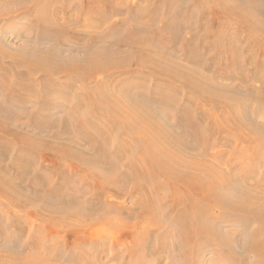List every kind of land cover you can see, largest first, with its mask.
Segmentation results:
<instances>
[{
	"label": "bare ground",
	"instance_id": "bare-ground-1",
	"mask_svg": "<svg viewBox=\"0 0 264 264\" xmlns=\"http://www.w3.org/2000/svg\"><path fill=\"white\" fill-rule=\"evenodd\" d=\"M50 1L14 0L12 3L22 8L20 10L32 9L36 17L44 23L45 32L40 38L48 35L53 37L55 46L42 48L34 44L25 48V45L21 50L10 52L3 49L1 45L3 43L0 44V57L12 62L5 66L0 60V95L5 93L3 97L6 101L15 95L32 96L38 93L39 88L36 84L32 85L31 78L38 76L43 78L41 79L44 87L41 91L43 104L49 102L44 109L46 115L42 120L34 119L32 123L25 121L20 123L12 112L0 106V144L8 143V140L16 141L20 146L18 157L24 159L22 164L12 163V168H15L17 173L14 178L5 171L3 162L0 163V197L17 208L24 209L32 205L29 209L32 211L30 217L36 218L43 228L57 225L66 227L71 233L80 231L87 233L96 247L98 243L94 240L98 237L99 230L90 229L86 232L85 229L99 223L109 224L113 228L126 227L125 223L110 220L107 214L98 215V212L102 211L104 199H108L109 203L106 212L130 219L132 216L128 213L130 211L125 210L120 199L131 196V208L141 210L139 215L142 221H135L136 230L128 229L132 244L127 248L129 258H122L127 264H162L164 253L168 254L172 264H264V171L262 170L261 178L256 181L254 174L256 169L250 170L233 161L230 163L229 150L225 152L229 154L225 160L226 158H223L225 149L215 151L213 158H205L209 150H206V153L204 151L209 143L200 131L201 123H204L208 125L209 137L219 135L221 139L220 134L223 133L226 143L218 141L220 146L232 148L234 142L236 146L241 144L236 160L244 158L242 155L245 153L248 160L256 161L264 169V123L254 121L253 115L256 110L255 103L261 105L264 110L262 91L264 78L257 77L258 71L255 70L261 65L264 68V61H258L259 57L264 58V0H197L194 5L199 9L197 13L202 19L200 25L203 27L202 37H197L195 31L198 25L193 24L192 19V23L190 21L187 24V21V25L183 24L186 27L190 26L189 29L193 31L188 42L189 54L187 53L184 60L195 67L194 69L181 66L170 57L176 54L180 45V42L177 44V32H174L176 25H172L173 16L177 14L176 0H150L152 6L158 2L161 9L166 11L159 34L151 31L150 21H146L148 17L144 18L146 14L143 11L144 7L136 0L138 6L133 10L139 25L127 29L128 31H125L123 37L119 36L117 41H110L113 38L109 41L101 38L99 29L100 26L101 28L104 26L103 20L120 11L123 1L115 4L113 0H80L77 2L75 14L72 10L82 22V28L76 33L88 37L86 52L80 55L76 54L79 53L78 49L72 52L70 48H66L71 47V44L68 45L69 40L65 36L73 35L66 26L64 27L67 22L62 26L54 20L57 27L52 26L51 22L49 25L45 23L47 18L43 8L49 5ZM82 2L84 7L81 5ZM68 7L66 4L62 9L64 13H68ZM58 9L59 7H53L52 15L56 14L55 11ZM192 9L187 15L188 19L196 12L195 8ZM57 16L59 17V14ZM57 16L55 17L58 18ZM155 16H150V20L156 19ZM75 19L76 17L72 20L76 22ZM46 30L50 33L44 36ZM241 42L244 43L249 60L247 61L254 73L251 79L259 82L257 92L251 89V84L243 72H240L243 76L233 72L234 68H240L237 54L242 51L238 44ZM60 46L66 47L62 50L59 49ZM196 48L199 55L202 52L203 55L206 54L205 57L210 58L207 70L211 71L212 75L223 80L240 76L236 78L245 86L235 89L209 81L197 71L200 67L204 69L207 64L204 65V60L198 58ZM220 57L222 59L225 57L227 63L224 64L221 59L223 64H219ZM132 62L136 64L137 73L133 72L129 65ZM140 71H143L145 77H140ZM11 72H16L29 81L10 80V76L8 78L7 75H11ZM119 73L120 78L124 80L142 78L144 83L140 88L142 90L145 88L148 92L151 88L148 85L146 87V80L154 78L156 83L150 90L151 96L147 100L146 98L144 100V95L142 99H138L130 92L126 83L116 78V74ZM56 76L68 79L63 83L65 89L54 93L51 88L55 85L53 77ZM160 81L175 87L177 93L182 92L180 89H185L189 93L184 100L194 104L198 121L188 120L184 123L188 111L181 106L179 116L182 123L162 122V113L153 111L154 107L151 106L157 102L164 104L170 99L173 103L174 96L167 91H159L157 86ZM75 83L80 85V95L77 97L76 105H70L66 102L65 96L76 86ZM141 93L143 94V91ZM240 93L243 94L241 96L256 99L255 103L251 104L252 107L238 96ZM174 98L177 100L176 96ZM200 104L214 109L222 108L223 112L221 111L217 118L212 111L200 112ZM66 105L70 107L69 114L63 112ZM81 106L88 108L87 117H82L78 113ZM55 111L63 113L60 121L53 115L54 119H50ZM102 111L109 114V118H106ZM118 135H122L121 138ZM115 136H118L116 143ZM26 151L29 153H25ZM37 151H40L42 156L46 155V152L51 153L52 163L47 165L49 168L46 171L49 170L50 175H55L57 181L54 186L46 188L48 186H44L46 177H37L35 173L27 186L33 189L44 186L45 189L43 193L42 190L32 195L22 187L25 181L18 173L23 169L31 170L33 166V163L30 164L31 156ZM1 154L2 161L9 160L7 149ZM113 158H117L118 162H114ZM119 160L127 162L121 172ZM226 166L228 167L225 171ZM237 166L240 171L245 170L247 176L240 178L236 173ZM48 177L53 178L49 175ZM72 181H75V184H83L85 192L86 188L87 191L90 187L94 189L85 206L81 204L78 193L69 192ZM164 189L167 190V195L160 196L159 193ZM116 200L121 202V207L120 202ZM160 204L162 210L157 208ZM217 210L220 215L214 213ZM164 211L173 212L174 216L169 217ZM160 212H163L165 224L172 230L167 229L163 232L160 230L156 224ZM12 218L15 219L11 225L16 231L15 236L17 238L23 236L26 232L24 222L17 220L15 216ZM225 223L240 230L234 232L225 230L227 228ZM251 224L256 226L254 231L249 228ZM2 233L0 227V264H55L50 253L48 255L39 251L41 242L31 241L29 249L35 248L34 252L24 254L21 246H14V240L4 242L5 237ZM35 233H39L38 227ZM152 238L160 242L158 247L149 244ZM207 254L214 259L209 262L204 260Z\"/></svg>",
	"mask_w": 264,
	"mask_h": 264
},
{
	"label": "rangeland",
	"instance_id": "rangeland-1",
	"mask_svg": "<svg viewBox=\"0 0 264 264\" xmlns=\"http://www.w3.org/2000/svg\"><path fill=\"white\" fill-rule=\"evenodd\" d=\"M3 1L0 0V15H1L0 16V41H3V42H0V44L3 43V44H1L3 46V49H5L6 51L14 52L15 50H21L22 46L25 47V45H26L25 48L32 47V46H34V44H35V46H39L40 45L39 47H42V48H44V47L49 48V47L55 46V43L53 41L54 38L53 37H49V35H48L50 33V31L46 30V34H44V36L48 35L47 37H44L42 39L40 38V36L43 35V32H45L44 25H43L44 23H42V21L36 17V15L34 14L32 9L20 10L22 8L16 7V4L12 3L14 0H7V1H9L8 2L9 4L7 3L6 0H3ZM79 1L80 0H51L49 2V5H46V7L43 8L44 15L47 18L45 20L46 24L49 25V23L51 22L50 24L52 26L57 27V23L54 22V20L58 22V25L60 24L62 26L66 22L69 23V24L66 23L64 25V27L66 26V29H69L73 33V35H71L72 38L70 36H65V37L68 38V39L67 38L66 39L69 40V44L68 45L71 44V47H69V46L68 47L60 46L59 49L62 48V50H63L66 47L68 49L70 48V51H72V52H74L75 50L78 49L77 52H79V53H76L78 55H80V53L83 54V52H86L85 51L86 48H87L86 46H88L87 45L88 37L85 38V36L82 37L81 35L76 33V31H79L82 28V22H80L81 19L78 17L77 14L74 15L75 14V9H76ZM113 1H114L115 4H117L118 2H122L123 1L122 5L120 7V11H118L116 14H114V16H112L113 14L110 15L107 18L108 22H107V20H103L102 26L103 25L104 26H103V28H101V26H100V29H99L101 31V32L99 31V34H100L101 38L103 37L104 39H106L108 41H109L110 38H113L110 41H117L119 39V36L123 37V35L126 33L125 31H128L130 29V27L135 26V25L138 24L137 23L138 20L134 16V11L135 10H133V9H136L137 6H138L136 0H128V1H126V0H113ZM137 1H139V4L141 3L140 6L144 7L143 11H144V13H146L144 18L148 17V18H146V21H150L149 24H151V26H150L151 27V31L155 32L157 34L161 33L160 32L161 31L160 27H162V24H163V21H164L163 18H165V16H166V13H165L166 11L163 8L161 9V6H160V4H158V2L155 3L156 5L153 4V6L156 8V9H154L152 4L150 3V0H137ZM184 1L183 0H176V3H175L176 4L175 7H177L176 10H177L178 16H177V14H176L175 17L173 16V19H172V23L173 24L172 25H176V30L174 32H177V36H178L177 44L180 42L179 43L180 45H179V48H178L179 50L176 52V54L175 55H170V57L172 58V60H175V62L177 64H179L181 66H186L188 68L191 67L192 69H194L195 67H192V65L190 66V64L186 63V61H185L186 57H187L186 55L189 54V49L190 48H189L188 42H190V39L192 37L191 36V32H193V31H191L189 29L190 26L186 27L183 24L187 25L190 21H191L190 23H192V20H193V24L198 25V28L195 31L196 34L198 35L197 37L201 38L202 35H203V27L200 26L201 22H202V19H201V17H199L200 14L197 13L199 9L197 7H195V5H194L197 0H184ZM177 2H179V3H177ZM66 4L69 5L68 13H64V11L62 10V9H64V7H66ZM6 5H8V6L6 7ZM81 5H82V7H84L83 2H82ZM123 5H124V7H123ZM49 6H51V7H49ZM55 6L59 7V9H58L59 12L55 11L56 14H53L54 15L53 16L52 15V8L55 7ZM206 7H208V5H206ZM192 8H195L194 9V11H196L195 14H198V16L194 14L195 16L193 15V16H191L188 19L189 16H187V15H189L190 11L193 10ZM157 9H159V10H157ZM204 9L206 10V8H204ZM70 10H71V12L73 10L74 14H73V12L71 14ZM82 10H83V8H82ZM147 11H148L149 14L147 13ZM49 13H50V15H49ZM144 13H143L142 17L144 16ZM150 13H151V15H150ZM161 13H162V15H161ZM58 14H59V17L57 16ZM64 14H66V15H64ZM71 15L72 16L74 15V16L71 18L70 17ZM146 15H148V16H146ZM155 15H157V16H155ZM55 16H57L58 18H56ZM150 16H152V17L155 16L156 19L157 18L158 19L156 20V19L152 18V20H150L151 19ZM53 17H55V19ZM74 17H76V19H75L76 22L74 20H72ZM198 17H199V20H198ZM81 18H82V15H81ZM48 19H49V21H48ZM184 20H185V22H184ZM62 22H64V23H62ZM155 22H157V23H155ZM186 22H187V24H186ZM119 23H121V24H119ZM190 25H192V24H190ZM183 29H184V31H183ZM115 30H116V32H115ZM188 30H190V31H188ZM74 34H75V36H74ZM178 34L180 36H182V37H180ZM82 40H84V41H82ZM84 42H85L86 45L84 44ZM81 44L83 46H81ZM238 44L240 46V50L242 48V51H240L237 54V58L240 59V60L237 59L238 67H240V68H238V69L234 68L233 72L236 73V74H240L241 76H243V74L246 75L248 81L251 84V86H250L251 89L257 92L259 90L258 87H257L259 85V82H257V81L255 82V80L251 79L253 77L254 73L252 72L253 71L252 67L249 65V62H248L249 60H248L247 53L245 51L244 43L241 42V43H238ZM81 49H83V50H81ZM196 49H197L198 58L200 60H202V59L204 60V65L207 64L204 69H202L200 67V68L197 69V71L200 74L204 75L209 81H212L214 83L218 82L220 84L227 85L228 87L235 88V89H239V88L241 89V87L245 86L244 84H242L240 82V80H238L236 78V77H240V76H234L231 79L223 80V79H220L219 76H215L214 74L212 75L211 71L207 70V68L209 66L208 63L210 61V58L209 57H205L206 54L203 55L202 52H201V55H199L198 48H196ZM123 50H125V49L123 48ZM180 51H181V53H180ZM66 54L67 53H64V55H66ZM0 58H1L0 59L1 62L5 66H9L10 63H12V62H8L3 57H0ZM177 58H178V60H177ZM221 59H222V57H220V59H219L220 60L219 64H221L222 61L224 62V64L227 63V59L225 57H223V59L224 60L226 59V61H224L223 59L221 61ZM260 60L264 61V58H260L259 57L258 61L260 62ZM258 61H257V63H259ZM129 65H131V67H132L131 69L133 70V72H136V73L138 72V69L136 68V64L134 62H132V64H129ZM262 67H263V65H261L260 67L255 69L256 71H258V72H256V76L257 77L261 78L263 76V78H264V68H262ZM236 70H237V72H236ZM259 70H260V72H259ZM142 72L143 71H140V77H143L145 75ZM240 72L241 73L243 72V74H241ZM11 73H12L11 75L10 74L7 75L8 78L10 76V80H13V79H15V80L24 79L20 74H17L16 72H11ZM7 76H6V78H7ZM120 77H121L120 73L116 74V78L118 80H120V82L126 83V85H127L128 89L130 90V92L132 94H134L138 99H142V95H144V97H143L144 100H145V98L147 100L151 96L150 90L152 88H154L155 83H156V80H153L154 78L146 80L147 81L146 87L148 85V87L151 88L149 90V92H148V90H146L145 88L143 90H142V88H140L141 85L144 83L142 78H133V79H125L124 80V79H121ZM53 78L52 79L54 80V84L55 85L51 88L52 92H54V93L55 92H62L65 89V88H63V86L65 87V84H63V83L68 79V77L56 76V77H53ZM31 79L33 80L32 81V85H35V84L38 85V88H39L38 93L33 94L32 96H28V97H24V96L23 97H17V95L10 96V98L7 101L3 97V96H5V93L0 95V106H3V108L5 110L9 111V112H12V115L14 114L13 116L16 118V120H19L20 123H22L24 121H25V123H32L34 121V119H41L42 120V117L46 115L45 112H44V109L47 108L46 106L48 105L49 102L44 105L43 104V99L41 97L42 96L41 91L44 88L43 87V81L41 80L43 78L38 77V76H33ZM22 81H29V80L24 79ZM75 84H76V86H74L70 90V93L69 94L67 93V95L65 96L66 102L68 104H70V105H76L77 97L80 95L79 94L80 93V91H79L80 90V87H79L80 85L78 83H75ZM13 86H14V84H13ZM57 87H59L61 89H59ZM135 87H138L139 89H136ZM157 88H159V91L160 90L161 91L164 90V91L169 92L171 96H174V97L176 96V99H177V100H175V98L172 97V99H174L173 103H171L172 100L170 99L171 102L169 100H167V102L164 103V104H159L157 102V103H155L156 105L153 104L154 106L153 105L151 106L152 108L154 107L153 111L162 113V115H163L162 122H166V123H182L181 122V117L179 116L180 112L182 111V107H184L186 109V111H188V112H186V116H185L186 121H184V123H187L188 120L189 121L193 120L195 122L198 121L197 110L195 109L194 104L184 100V98L189 96V93L185 89H180V91H182V92L181 93H179V92L177 93L175 87L170 86L168 84L166 85V83L164 81H160L159 85L157 86ZM263 89H264V87H263ZM142 91H143V94L141 93ZM262 91L264 92V90H262ZM69 95H71V96H69ZM241 95H243V94L242 93L238 94V96L240 98L242 97L245 100V102L250 104V107H252L251 104L255 103L256 99L255 98L254 99H250V97H248V96H245V95L241 96ZM196 102H199V101H196ZM239 104H240V102L237 103V105H239ZM256 104L257 103L254 104L255 105L254 107L256 108V110L253 113L254 121H256L258 123H264V116H263L264 112H262L264 110L262 109L261 105H259V104L256 105ZM65 107L63 108L64 114H69L71 112L70 111V107L67 106V105ZM159 108H160V110H159ZM87 109L88 108H86V106H81L78 109V113L82 117H87L89 115V113H87V111L89 112V110H87ZM199 109H200V112H205V113H209L210 111H212L213 115H215V117H217V118L219 117V114H221L223 112L222 108H216L215 107V109H214L212 107H209V106H206V105H202V104H200ZM56 113H58V111H55L54 113H52L51 116H50V119H54V117H57L58 121H60L61 120L60 116H63V113L62 114L61 113L56 114ZM102 113L105 114V112H103V111H102ZM260 113H262V114H260ZM258 114H260V115H258ZM52 115L54 117H52ZM105 115H106V118H109V116H108L109 114L108 115L105 114ZM173 116H176V117H173ZM167 118H168V120H166ZM200 131H201V134L204 137V139L209 143L208 144L209 146L206 147V149L204 151L206 153V150L207 151L209 150L208 153H206L207 156L206 155L204 156L205 158H207V159L213 158V155H214L215 151L219 152V151H223L225 149L224 150V153H225L227 150H229L230 157H231L230 158V163H232V161H233V163L241 165L242 167L243 166L247 167L250 170H252L254 168V169H256L255 172H254L255 180L257 181V180H259L261 178V176L263 174L262 170L264 171V169L262 168L261 164H257L256 161H255L256 163L252 162L253 160H248L247 157H245V155H246L245 153L242 155V156H244V158L241 157L238 160H236V157H238V149L241 148L240 147L241 144L236 146V142H234L231 145L232 148L230 147L231 149L229 147L227 148L224 145L220 146V144H218V141H219V143H221V142L226 143V140L224 139L225 135L223 133H221L220 134L221 139H220L219 135L211 136L212 138L209 137V135H208V125H206L204 123H201ZM118 136H119V138H121L122 135H118ZM118 136H115L116 138H114L115 139V143H116V141L118 139ZM217 136H218V138H217ZM209 138H211V139H209ZM222 139H224V140L222 141ZM7 142L8 143L3 142L2 145L0 144V163L3 162V167H4L5 171L8 173V175L11 178H14V177H16L17 173L15 172L16 169L12 168V163L14 162V163H17V164H22L24 159H22L20 156L18 157L19 151H20L19 144H17L16 141H14V140H8ZM114 146H115V144L111 146V151L114 148ZM6 149L8 151V154L10 155L9 156L10 158H9V160L2 161L3 155L1 153L3 152V150L6 151ZM135 150L136 149H134V152L137 153V150L136 151ZM25 153H29V151H26ZM40 153H41L40 151H37V153L33 154L34 157L31 156L32 161H31L30 164L33 163V166L31 167V170L28 171V169L27 170L23 169L22 170L23 172L20 171L21 173H18V175L21 176L24 179V181H25V183H24V185L22 187H24V189L26 190L27 193L32 194V195L35 194V193L38 194L42 190L43 191L41 193H43L44 189H45L44 186L48 185L46 188H49L50 185L54 186V184L57 181L55 175H50L51 172H49V170L46 171V169L49 168V167H47V165H51V163H52L53 156H51L50 152H46V155H43V156ZM225 154H226V157H225ZM225 154H224L223 158L224 159L226 158L225 160H227L229 154H227V153H225ZM208 155H209V157H208ZM113 160L116 163L118 162L117 158H113ZM122 161L119 160V162L122 164L121 166H120V163H118L119 172L123 171V169H124L123 166H126L125 163H127L125 160H122ZM249 161H251V162H249ZM228 166L224 167L225 171L227 170ZM121 167H123V168H121ZM24 170H25V172H24ZM241 171L243 173H241ZM241 171L238 169V166H237L236 173L238 174V176L240 178L242 176H245V175L247 176V173H246L245 170L242 169ZM35 173H37V177L38 176L46 177L47 180H46V183H45V185L43 187L33 189V188H30V186L29 187L27 186L28 185L27 184L28 181L33 179V176L35 175ZM48 175L51 176V177L53 176V178L49 179ZM157 180L159 181V179H157ZM84 188L85 187H84L83 184H81V183L75 184V181H72V183L70 184V188H69V192L70 193H73V192L74 193H78L77 196L80 198L81 204L83 206H85L86 200H90L89 197L92 195V193L94 191V189L92 187H90V189L88 191H87V188H86V192H85L83 190ZM126 193H127V191H125V194ZM159 195L160 196L167 195V190L164 189L163 191H161L159 193ZM134 196H135V194H134ZM104 200L105 201L102 202L103 205L101 207L102 211L100 210L98 212V215L107 214V216L110 218V220H115L118 223H120V222L121 223H125L126 227H124V228H113L109 224L99 223L98 225H92L90 228L85 229L86 232L88 230L90 231V229H96L97 231L99 230L98 233H97L98 237H96L95 240H94V241H97V243H98L97 246L95 247L92 244V240L87 235V233H82L81 231L79 233H71V232H69L67 230L66 227H59L57 225L56 226L55 225L47 226V227L44 226V228H43L37 222V220H35L36 218L33 219V218L30 217L32 211L30 212L29 209H31L32 205H29L28 207L26 206L24 209L23 208H19V207L17 208L15 206L9 205V203H7L4 198L0 197V227H1L2 232H3L2 233L3 237H5L3 241L4 242L5 241L6 242L9 241L10 242V241L14 240L13 241L14 244H15L14 246H17V245L21 246L22 251H24L23 252L24 254H32L34 252L35 248L31 247L32 250L29 249L30 248L29 244L32 243L31 241L37 240V242H41L39 251H42L41 253H47L48 255L50 253V257L53 258V262L55 264H57V263L58 264H127V261L126 260L123 261L122 258L123 257H125V259L129 258V251L127 250V248L130 246V244H132V239L129 236L128 229L136 230L137 225H136L135 221H140V222L142 221L140 219V215H139L141 210H138L136 208L133 210L131 208V203H132L131 202V196L126 198V199L124 198L123 200L120 199V201L123 202L122 204H123L125 210L130 211L128 213H130L129 214L130 216L132 215L130 219H125V218H123L121 216H116L113 213L109 214V212H106L107 208H109V206H108L109 203L107 202L108 199L107 200L104 199ZM120 201L116 200V202H120ZM164 201H165V199H164ZM119 205H120V207L122 206L121 202L119 203ZM104 206L106 208V209L104 208L105 210L103 209ZM160 206H161V204H160ZM160 206H157V208L159 210H162V206L161 207ZM5 207H7V208H5ZM217 211H214V213H216L217 215H220V212L219 211L217 212ZM164 214L165 215L168 214L169 217H173L174 216L173 215L174 213L173 212L169 213V211H164ZM12 216H15L17 218V220H20V221L24 222L23 226L24 227L26 226L25 227L26 232L24 233L23 236L20 235V236H18V238H17V236H15L16 235V231H14V227L11 226L12 225V221H14L15 219L12 218ZM6 224H8V225H6ZM156 224L160 227V230L162 232L164 230H167V229L172 230V229H170L169 225L165 224V219H164L163 212H160V214H158V218H157V223ZM225 224H227L226 225L227 228L226 229L224 228L225 230H233V232L236 231V230H238V231L240 230V229H238V227L234 228L232 226H229L230 225L229 223H225ZM37 227L39 228V233L38 234L35 233ZM50 228H51V230H50ZM249 228H250L251 231H254L256 226H255V224H251L249 226ZM20 237H22V238H20ZM43 237L45 238V240H44ZM1 238H2V235H1ZM152 239H153L152 242H150L149 244H152L155 247H158L160 242L157 239H154V238H152ZM171 239H173V238H171ZM66 243H67V246H65ZM41 246H43V247H41ZM165 254L166 253H164L162 255V256H164L162 264H172V262L170 263V261H169L170 258L167 256L168 254L167 255H165ZM54 256H55V258H54ZM211 259H214V258L210 254L205 255L204 260H208V262H209V261H211Z\"/></svg>",
	"mask_w": 264,
	"mask_h": 264
}]
</instances>
